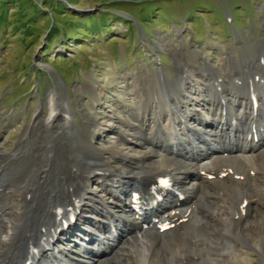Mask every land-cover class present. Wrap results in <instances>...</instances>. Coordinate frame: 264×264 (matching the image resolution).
I'll list each match as a JSON object with an SVG mask.
<instances>
[{
	"label": "bare ground",
	"instance_id": "6f19581e",
	"mask_svg": "<svg viewBox=\"0 0 264 264\" xmlns=\"http://www.w3.org/2000/svg\"><path fill=\"white\" fill-rule=\"evenodd\" d=\"M221 54L223 67L205 74L181 62L186 76L175 75L174 86L159 71L164 95L155 82L151 88L139 79L146 85L140 92L127 85L131 106L116 99L121 106L105 116L109 124L85 113L88 125L78 130L68 104L51 99L46 124L61 126L46 161L37 159L19 187L11 164L22 159L23 148L0 145V264H232L250 259L252 250L264 260V42L253 59L244 56L248 70L242 57L235 66L232 56ZM90 87L94 111L96 89ZM103 130L114 140L105 141ZM163 176L172 187L155 212L174 228L160 233L150 221L144 230L127 191ZM238 198L244 202L234 210ZM70 211L75 223L44 248L50 227ZM81 226L90 232L78 239ZM35 242L41 245L33 253Z\"/></svg>",
	"mask_w": 264,
	"mask_h": 264
},
{
	"label": "rangeland",
	"instance_id": "374dc122",
	"mask_svg": "<svg viewBox=\"0 0 264 264\" xmlns=\"http://www.w3.org/2000/svg\"><path fill=\"white\" fill-rule=\"evenodd\" d=\"M263 42L264 0H0V145L22 147L24 155L11 164L18 173L14 184L26 181L37 159H46L61 126L46 124L51 99L68 104L78 130L88 125L85 113L109 124L105 116L121 106L116 99L133 98L128 86L140 92L143 79L163 94L159 71L167 81L179 79L186 76L179 69L184 62L188 71L205 74L223 67L221 53L235 66L242 57L248 70L244 54L253 59ZM90 86L96 89L94 111ZM126 100L122 106H131ZM103 131L105 141L114 140L111 130ZM243 202L235 199L234 210ZM248 254L232 264H264L253 250Z\"/></svg>",
	"mask_w": 264,
	"mask_h": 264
}]
</instances>
